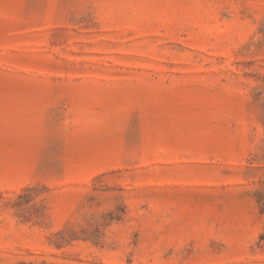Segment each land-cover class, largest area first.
Returning a JSON list of instances; mask_svg holds the SVG:
<instances>
[{"label": "rangeland", "instance_id": "1", "mask_svg": "<svg viewBox=\"0 0 264 264\" xmlns=\"http://www.w3.org/2000/svg\"><path fill=\"white\" fill-rule=\"evenodd\" d=\"M0 264H264V0H0Z\"/></svg>", "mask_w": 264, "mask_h": 264}]
</instances>
